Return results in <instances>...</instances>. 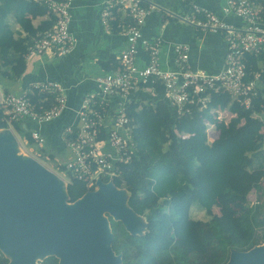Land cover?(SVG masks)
Instances as JSON below:
<instances>
[{"label":"trees","instance_id":"1","mask_svg":"<svg viewBox=\"0 0 264 264\" xmlns=\"http://www.w3.org/2000/svg\"><path fill=\"white\" fill-rule=\"evenodd\" d=\"M45 1L0 0V76L18 81L27 70L26 58L35 42L56 26ZM251 1L264 8V0ZM135 23L127 13L112 8L108 24L113 34ZM245 62V81L258 77L264 87V52L247 55ZM100 65L105 72L120 68L116 55ZM28 91L37 112L54 106L56 94ZM164 94L163 84L151 79L129 104L137 155L113 183L129 191L128 205L146 219L148 227L144 235L133 236L122 222L108 216L112 248L122 256V264H225L231 249L248 251L264 243V120L257 117L264 116V90L258 89L250 108L226 92L208 91L205 108L192 106L183 115H177L165 100L155 101V96ZM218 110L234 117L226 122ZM209 126L220 133L218 139L209 140ZM9 127L0 105V130ZM13 128L60 172H66V160L57 159L46 137L44 146H39L23 124L16 122ZM70 179V203L95 191L86 182ZM110 180L105 177L103 182ZM253 192L256 202L251 204ZM219 200L227 205L225 214L210 215ZM193 210L205 212L207 219L194 218ZM9 262L0 250V264ZM41 264H59V259L51 256Z\"/></svg>","mask_w":264,"mask_h":264},{"label":"built area","instance_id":"2","mask_svg":"<svg viewBox=\"0 0 264 264\" xmlns=\"http://www.w3.org/2000/svg\"><path fill=\"white\" fill-rule=\"evenodd\" d=\"M45 2L49 12L56 17V26L35 42L27 57L53 50L63 56L75 46L76 39L71 30L75 0ZM114 7L127 13L136 22L126 29L123 26L126 41L117 57L120 68L97 77L99 88L84 97L78 111L79 124L69 127L63 136L70 153L66 173L70 178L86 182L89 188H95L99 179L119 178L136 157L137 146L132 139V120L128 108L141 85L151 79L153 83L160 81L165 88V94L155 96V101L165 100L177 115L190 112L192 106L205 108L210 101L208 91L226 92L233 101L250 108L252 98L259 89L258 77L245 81V57L264 52V9L254 1L225 0L221 15L194 5L192 12L179 17L193 27L225 36V66L217 74L196 70L191 66L189 45L169 44L170 49L164 55L165 42L161 37H145L147 19L159 8L154 0H112L102 14L103 24L108 29V18ZM200 15H204L203 19L199 18ZM230 16L242 19L243 27L229 25L222 19ZM141 51L147 55L144 62L140 57ZM31 89L45 95L56 94L54 106L44 113L37 112L28 90L21 95L5 96L0 105L5 110L6 122L11 128L16 122L24 127L26 121H34L39 125L51 123L67 109V90L62 84L38 82ZM30 132L38 145L45 144L46 139L39 131Z\"/></svg>","mask_w":264,"mask_h":264},{"label":"water","instance_id":"3","mask_svg":"<svg viewBox=\"0 0 264 264\" xmlns=\"http://www.w3.org/2000/svg\"><path fill=\"white\" fill-rule=\"evenodd\" d=\"M0 131V250L9 264H40V257L51 256L59 264H122L112 248L114 234L105 213L133 236L144 235L148 227L128 205L126 190L99 179L98 190L70 203L68 184L34 158L19 163L14 134ZM54 205L64 206V219L59 220ZM227 264H264V244L248 252L232 251Z\"/></svg>","mask_w":264,"mask_h":264},{"label":"crops","instance_id":"4","mask_svg":"<svg viewBox=\"0 0 264 264\" xmlns=\"http://www.w3.org/2000/svg\"><path fill=\"white\" fill-rule=\"evenodd\" d=\"M111 1L75 0L71 30L76 41L72 51L63 56L59 55L57 50L42 55H29L27 70L18 81L0 76V101L10 94L21 95L38 82H58L66 88L67 109L58 121L48 123L50 125L26 121L24 127L26 130H37L44 135L47 147L52 149V153L56 154L60 162L63 160L68 162L70 155L63 140L66 130L79 124L78 111L84 97L98 90L96 79L105 73L100 61L108 60L110 55H116L117 58L125 46L126 36L123 31L113 34L110 28L103 24L102 14ZM154 2L159 8L147 19L144 27L145 37H161L165 42L164 55H167L170 49L169 44H187L191 48L190 64L194 69L205 70L211 74L220 72L225 66L227 53L225 36L193 27L179 17L188 15L194 5L221 15L225 0H154ZM222 19L238 28L244 25V21L238 17ZM140 57L143 62L147 60L144 51H141ZM258 87L264 90L260 81ZM257 117L264 120L263 116ZM208 135L209 140L214 141L219 138L220 133L214 129L209 131ZM226 209L227 205L216 203L210 212H215L217 215H214L221 217Z\"/></svg>","mask_w":264,"mask_h":264},{"label":"rangeland","instance_id":"5","mask_svg":"<svg viewBox=\"0 0 264 264\" xmlns=\"http://www.w3.org/2000/svg\"><path fill=\"white\" fill-rule=\"evenodd\" d=\"M219 114V118L226 121V122H229L230 119H232V114L229 112V111H224V112H218ZM264 118V116H263ZM9 129L12 131V133L14 134L15 136V139H16V143L17 145H19V147H21V153L23 155H27L28 157H31V158H34L35 160H37L40 164H42L45 168H47L48 170L52 171L54 174H56L61 181L65 182V184H69V182L71 181L70 180V176L66 173V172H60L56 166L54 165V163H52L50 160L46 159L45 157H43L40 152L38 151L37 147H30L24 137L22 135H20L19 133L16 132V130L14 128H11L9 127ZM7 129V130H9ZM215 128L212 127V126H209V131L211 130H214ZM216 130V129H215ZM66 187V186H65ZM99 186L97 185L95 187V190H98ZM126 192L129 194V191L126 190ZM225 202L227 201L226 198H224ZM250 202L251 204H254L256 202V195H255V192H253L251 195H250ZM217 203L219 204H222V201L219 200ZM210 215H214L217 213L215 212H210L209 213ZM193 217L196 218V219H202V220H205L207 219V216L205 214V212H199L197 210H193ZM215 215V216H216ZM108 216H110L109 213H105L104 217L106 218H109ZM43 260V257H40L37 262L41 264V261Z\"/></svg>","mask_w":264,"mask_h":264},{"label":"bare ground","instance_id":"6","mask_svg":"<svg viewBox=\"0 0 264 264\" xmlns=\"http://www.w3.org/2000/svg\"><path fill=\"white\" fill-rule=\"evenodd\" d=\"M2 132L3 131H0V133H2ZM15 149H16V151H18V153H17L18 162L21 163L22 165H24L27 162V157L28 156L27 155H23L21 153V147H16ZM69 206H71V205H69ZM53 208L57 211L59 220L64 219V212H65L64 206L54 205ZM97 219L98 218H96L95 221Z\"/></svg>","mask_w":264,"mask_h":264},{"label":"flooded vegetation","instance_id":"7","mask_svg":"<svg viewBox=\"0 0 264 264\" xmlns=\"http://www.w3.org/2000/svg\"><path fill=\"white\" fill-rule=\"evenodd\" d=\"M262 244H264V243H262ZM261 244V245H262ZM258 246H260V245H258ZM256 247V246H255ZM253 249V248H252ZM234 250H236V249H231L230 250V253H229V259H228V261L225 263V264H227L228 262H229V260H230V258H231V255H232V251H234ZM251 250V249H250ZM250 250H248V251H250ZM236 251H238V252H248V251H239V250H236Z\"/></svg>","mask_w":264,"mask_h":264}]
</instances>
